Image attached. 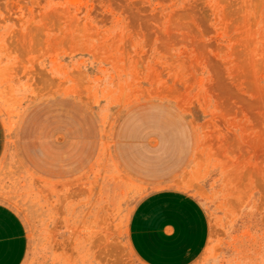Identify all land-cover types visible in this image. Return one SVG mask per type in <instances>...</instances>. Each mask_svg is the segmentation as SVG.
I'll return each instance as SVG.
<instances>
[{"label": "rangeland", "instance_id": "obj_1", "mask_svg": "<svg viewBox=\"0 0 264 264\" xmlns=\"http://www.w3.org/2000/svg\"><path fill=\"white\" fill-rule=\"evenodd\" d=\"M0 118L22 264H144L163 187L209 214L197 264H264V0H0Z\"/></svg>", "mask_w": 264, "mask_h": 264}, {"label": "crops", "instance_id": "obj_2", "mask_svg": "<svg viewBox=\"0 0 264 264\" xmlns=\"http://www.w3.org/2000/svg\"><path fill=\"white\" fill-rule=\"evenodd\" d=\"M6 128L0 118V158ZM211 220L192 192L163 187L146 193L129 223V244L144 264H197L211 245ZM28 249L20 214L0 201V264H22Z\"/></svg>", "mask_w": 264, "mask_h": 264}]
</instances>
